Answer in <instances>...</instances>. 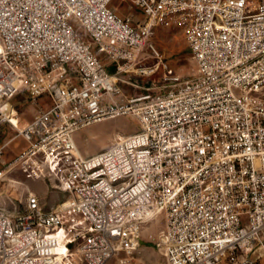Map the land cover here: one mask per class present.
<instances>
[{"label":"built area","instance_id":"1","mask_svg":"<svg viewBox=\"0 0 264 264\" xmlns=\"http://www.w3.org/2000/svg\"><path fill=\"white\" fill-rule=\"evenodd\" d=\"M113 1L0 0V126L29 143L9 166L63 194L0 209V264H131L158 217L166 264H263L264 0H128L143 20ZM158 27L182 32L193 75ZM120 115L138 130L79 153L78 130Z\"/></svg>","mask_w":264,"mask_h":264},{"label":"rangeland","instance_id":"2","mask_svg":"<svg viewBox=\"0 0 264 264\" xmlns=\"http://www.w3.org/2000/svg\"><path fill=\"white\" fill-rule=\"evenodd\" d=\"M112 7L121 16H132L135 20L144 19L142 11L128 0H114ZM153 40L177 74L189 77L196 72V64L191 57L190 49L178 28L158 27ZM149 61L150 59L145 60V62ZM109 69L111 70V67ZM161 73L160 66L158 72L149 80L157 79V75ZM132 77L138 81L146 80L143 77L133 75ZM124 88L127 91L131 90L128 85H124ZM14 102L19 113L14 109L12 115L23 114L25 120H30L35 113L36 105L26 95L17 96ZM21 120H19L20 125ZM137 130L138 122L135 118L130 115H120L85 126L76 132L75 140L81 154L86 156L111 145L115 139ZM11 138L14 139L5 147L0 157V170L3 171L0 178V209L12 210L14 207H22L26 194L32 191H37L41 195L46 206H52L63 197V194L60 191H52L48 178H29L24 167L18 163L9 167V163H13L29 144L16 128L10 125L0 126V144ZM162 225V218L158 217L144 226L140 249L130 258L131 264H166L164 250L160 244ZM124 256L121 254L113 257L108 264H124L121 262Z\"/></svg>","mask_w":264,"mask_h":264},{"label":"bare ground","instance_id":"3","mask_svg":"<svg viewBox=\"0 0 264 264\" xmlns=\"http://www.w3.org/2000/svg\"><path fill=\"white\" fill-rule=\"evenodd\" d=\"M0 47H1V45H0ZM20 119H21V115H20V114L12 115V120H13V122L15 123V125H16L17 127H19V128H23L24 126H22V125L19 124V120H20ZM124 136H125V135H124ZM124 136H123V137H124ZM123 137H119V138H123ZM119 138H117V139H119ZM78 151H79V153H81L79 147H78ZM63 247H64V246H63ZM63 247H62V251H65L66 249L63 248Z\"/></svg>","mask_w":264,"mask_h":264},{"label":"crops","instance_id":"4","mask_svg":"<svg viewBox=\"0 0 264 264\" xmlns=\"http://www.w3.org/2000/svg\"><path fill=\"white\" fill-rule=\"evenodd\" d=\"M16 111H17V109H16ZM18 112V111H17ZM22 119V118H21ZM20 119V120H21ZM26 124V120L24 119V121H21V125L22 126H24ZM14 138H11L9 141H7V142H4L3 144H0V146H3L4 148H3V153H4V149H5V147L9 144V142H11V140H13ZM3 153H2V155H3ZM1 155V156H2ZM10 163H12V162H10ZM10 163H9V165H10ZM13 166V165H12ZM10 167V166H9Z\"/></svg>","mask_w":264,"mask_h":264}]
</instances>
